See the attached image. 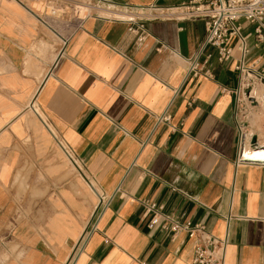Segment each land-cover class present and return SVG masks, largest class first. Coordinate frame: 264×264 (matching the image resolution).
I'll use <instances>...</instances> for the list:
<instances>
[{
	"label": "crops",
	"instance_id": "crops-1",
	"mask_svg": "<svg viewBox=\"0 0 264 264\" xmlns=\"http://www.w3.org/2000/svg\"><path fill=\"white\" fill-rule=\"evenodd\" d=\"M48 1L0 0V264H68L101 196L108 207L75 264H192L195 239L167 218L226 240L223 264H264V161L243 160L237 112L241 67L264 83V51L250 38L243 54L235 39L220 62L208 48L187 77L203 21L135 22L139 43L102 12L45 25Z\"/></svg>",
	"mask_w": 264,
	"mask_h": 264
},
{
	"label": "built area",
	"instance_id": "built-area-1",
	"mask_svg": "<svg viewBox=\"0 0 264 264\" xmlns=\"http://www.w3.org/2000/svg\"><path fill=\"white\" fill-rule=\"evenodd\" d=\"M82 0H49L47 11L43 13L41 21L48 25L51 19L64 20V16L72 14L77 6H81L79 2ZM90 3L97 2L103 8L117 14H104L111 19H119L128 21L131 25L145 19L157 20H200L203 21L207 28V34L202 43L198 54L190 61L187 77L199 76L203 68L200 64V58L206 54L208 48H214L218 54L220 62L229 61L233 56L232 40L239 41L238 49L243 53H248L247 42L250 38L254 40V46L264 51V0H190L187 4L180 6L161 8L158 6L149 7H134V6H117L107 0H86ZM81 23H76L74 28H81ZM246 26H251L253 29L248 33H244ZM68 26L73 28L69 23ZM142 28V27H141ZM129 31L138 37V42L143 43L147 40L148 35L140 33L138 28L133 25L129 27ZM211 54L207 57L211 58ZM208 71H205L207 73ZM241 73L245 76L244 90L240 93L237 102L241 101V96H246V90L251 87L249 82L250 72L247 68L241 67ZM247 82V83H246ZM171 116L166 111L158 120V123L170 121ZM66 157L76 166L78 161L74 154L67 148H64ZM91 186V182H89ZM94 187V186H93ZM100 205L95 220L91 223L87 231L84 233L77 248L68 264H75L77 257L82 253L86 239L97 230L98 221L105 209L108 207V201L104 196L100 197ZM150 210H155V206H150ZM160 220V215L156 213L153 221L157 224ZM170 224V229L177 234L181 231L187 232L195 239L194 257L192 264H223L224 253L227 246L226 240H220L208 234L205 228L198 224L194 225L190 222L179 224L174 220L167 218Z\"/></svg>",
	"mask_w": 264,
	"mask_h": 264
},
{
	"label": "rangeland",
	"instance_id": "rangeland-1",
	"mask_svg": "<svg viewBox=\"0 0 264 264\" xmlns=\"http://www.w3.org/2000/svg\"><path fill=\"white\" fill-rule=\"evenodd\" d=\"M79 4H81V7H83L84 10L78 9L80 5L77 6V16H81L83 14H100V11L94 10L93 7L102 4H99L97 2L90 3L86 0H82L81 2H79ZM84 11L86 12L83 13ZM255 91H259V94H257L258 96H256ZM253 96L256 98H251ZM237 112L240 116L241 121L244 122L243 128L245 135H251L249 143L251 142V145L257 143L264 144V83L259 81L256 85L251 84V87L247 90V95L241 96V101L238 104ZM67 163L70 164L68 158Z\"/></svg>",
	"mask_w": 264,
	"mask_h": 264
},
{
	"label": "bare ground",
	"instance_id": "bare-ground-1",
	"mask_svg": "<svg viewBox=\"0 0 264 264\" xmlns=\"http://www.w3.org/2000/svg\"><path fill=\"white\" fill-rule=\"evenodd\" d=\"M94 10L96 11H100L102 13L108 14H117L116 12H110L107 9L104 10V8L102 6H96L93 7ZM256 92V96H258L257 94H259V91H255ZM261 92V91H260ZM253 98H256L253 96ZM251 135H245L244 137V144H245V154H246V159L248 160H258V161H264V144L262 145H257L255 148H250L249 147V140H250Z\"/></svg>",
	"mask_w": 264,
	"mask_h": 264
},
{
	"label": "water",
	"instance_id": "water-1",
	"mask_svg": "<svg viewBox=\"0 0 264 264\" xmlns=\"http://www.w3.org/2000/svg\"><path fill=\"white\" fill-rule=\"evenodd\" d=\"M256 146H257V145L254 144V145H253V148H255ZM243 160H244L245 162H250V163H255V162H256V161H251V160L246 159L245 151H243ZM256 163H264V162H256Z\"/></svg>",
	"mask_w": 264,
	"mask_h": 264
}]
</instances>
